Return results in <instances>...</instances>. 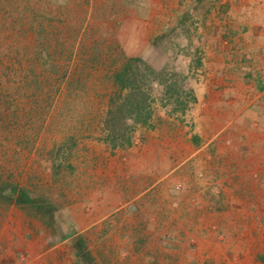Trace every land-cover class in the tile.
I'll return each instance as SVG.
<instances>
[{
  "label": "rangeland",
  "instance_id": "rangeland-1",
  "mask_svg": "<svg viewBox=\"0 0 264 264\" xmlns=\"http://www.w3.org/2000/svg\"><path fill=\"white\" fill-rule=\"evenodd\" d=\"M0 264H264V0H0Z\"/></svg>",
  "mask_w": 264,
  "mask_h": 264
},
{
  "label": "trees",
  "instance_id": "trees-1",
  "mask_svg": "<svg viewBox=\"0 0 264 264\" xmlns=\"http://www.w3.org/2000/svg\"><path fill=\"white\" fill-rule=\"evenodd\" d=\"M135 59L131 60V63L134 62ZM131 71V65H127L120 73H118L115 76V82L119 85H121L123 88L127 87L128 81H130V73ZM131 102L132 100L129 99ZM151 119V115L149 113H144L143 107H139L137 111V119L136 122L141 123L143 125H148ZM128 144H131L130 139H128ZM119 146L124 145H118L114 144L113 148L116 149ZM7 191L9 192V201L15 202V204L19 206H27V205H34L35 202L32 200L28 194V192L24 189H19L16 186H8ZM76 257L81 260L84 255L83 252L86 249V243L83 238H80L77 243L74 246Z\"/></svg>",
  "mask_w": 264,
  "mask_h": 264
}]
</instances>
